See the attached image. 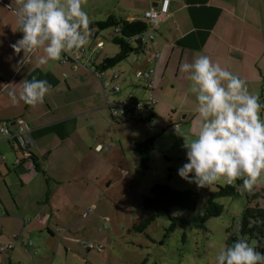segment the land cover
<instances>
[{
    "label": "crops",
    "instance_id": "crops-1",
    "mask_svg": "<svg viewBox=\"0 0 264 264\" xmlns=\"http://www.w3.org/2000/svg\"><path fill=\"white\" fill-rule=\"evenodd\" d=\"M161 2L108 0L100 2L97 11L103 15L100 21L115 16L145 22V13ZM16 7L15 0L0 3V124L9 122L16 133V120L24 119L31 127L33 146L25 153L14 139L0 134V246L18 242L13 249L0 252V264H7L3 254L8 251L14 254L8 264H48L45 253L53 254L57 234L53 231L50 238L45 234L34 238L37 229L50 232L51 225L63 223L70 211L97 210L96 196L108 193L118 183L108 171L126 162L123 147L127 138L134 142L151 136L156 140L166 134L173 136L175 146L184 141L180 135L194 138L193 130L199 123L194 110L197 102L190 81L180 72L182 63L207 55L242 77L249 91L264 104V0H170L171 15L160 24L157 36L160 59L153 92L157 102L151 114L155 123L131 121L124 128L120 124L125 122L113 118L106 107L101 81L87 68L90 59L97 70L112 57L103 52L105 44L103 49L97 48L100 40L89 38L85 47H96L79 68L64 63L62 54L60 60L46 65L37 66L33 59L15 70L23 55L17 56L10 47L22 36L12 29L16 28ZM98 51L101 53L96 55ZM39 55H43L42 49L34 54ZM137 65V70L150 67L147 62ZM32 77L52 85L44 101L34 106L23 102L12 105L8 84ZM125 78V88L132 87L128 69ZM126 93L124 90L122 94ZM132 123L146 124L149 129ZM174 123L180 124V134L169 130ZM106 163L107 172L103 170ZM68 230L72 236H66L64 229L58 231L62 233L59 239L67 243L65 254L70 250L68 243L82 237L72 226Z\"/></svg>",
    "mask_w": 264,
    "mask_h": 264
},
{
    "label": "clouds",
    "instance_id": "clouds-1",
    "mask_svg": "<svg viewBox=\"0 0 264 264\" xmlns=\"http://www.w3.org/2000/svg\"><path fill=\"white\" fill-rule=\"evenodd\" d=\"M15 2L16 28L12 29L22 36L10 47L17 56L23 53L16 71L33 59L37 66H43L87 45L90 19L83 7L85 0ZM40 49L43 55L34 56ZM180 72L186 74L190 91L195 94L194 110L199 123L193 130L194 138L180 135L184 138L186 162L178 169V175L198 188H211L224 181L238 191H251L264 182V116L261 115L264 104L249 91L242 77L207 55L194 56L191 62L182 63ZM8 85L7 95L12 105L42 103L52 88L47 80L36 77ZM215 261L216 264H264V252L246 238L238 237L231 245L218 247Z\"/></svg>",
    "mask_w": 264,
    "mask_h": 264
},
{
    "label": "rangeland",
    "instance_id": "rangeland-1",
    "mask_svg": "<svg viewBox=\"0 0 264 264\" xmlns=\"http://www.w3.org/2000/svg\"><path fill=\"white\" fill-rule=\"evenodd\" d=\"M102 1L108 0H85L83 7L91 23L103 19V15L97 11ZM110 33L111 29L102 33L105 37L102 40L105 44L103 52L113 56L119 52V48L109 39ZM86 46H89V43ZM95 47L96 44L90 51ZM97 53L101 52H96V55ZM133 61L134 57L131 56L123 61L119 68L128 69L132 77L131 82L136 84L139 82L135 76L139 66ZM133 88H125L123 83V92L125 90L126 95L133 91ZM130 124L122 123L120 127H128ZM137 126L149 129L148 125L143 123H138ZM151 131L156 133L154 129ZM180 131L176 134H180ZM161 138L155 140L147 170L140 168L135 148L137 142L145 140L137 139L133 142L130 138L126 139L123 147L126 162H116V166L108 171L109 176L114 181L118 180V183L108 193L96 196L98 208L93 215L82 219L84 212L70 211L67 212L63 223L51 225L50 232L47 229H37L38 233L34 234V238H40L42 234L50 238L53 231L57 234L53 235L56 240L53 243V254L45 253L50 260L48 264H216L218 247L226 246L229 232L239 229L245 210L250 205L247 191H238L234 196H215L219 187L226 188L228 184L220 181L211 188H198L194 183L185 181L178 175V169L186 162V150L182 148L184 141L175 146L173 136L164 134ZM108 163L103 167L105 172L109 169ZM155 183L169 185L181 191H197L199 200L196 209L187 211L173 208L169 216L156 217L154 211L147 210L144 206V199L149 196ZM235 183L238 184V181ZM256 192L264 197V182L259 183ZM210 199L224 207L223 213L219 217L209 219L204 227H199V219L208 209ZM256 202L264 208V199ZM256 202L251 206H255ZM64 214L65 212L60 215ZM170 216L181 219L186 227L177 226L175 230L169 231L172 225ZM104 218H108L109 222L105 223ZM71 226L74 232L80 233L82 237L76 235V241L68 243L70 250L65 254L67 243L63 244L59 239L62 233L58 231L59 228L64 229L66 236H72L73 232L68 230ZM9 243L16 246L18 242L12 240ZM90 244L94 249L88 250L87 246ZM8 252L3 254L7 264L8 259L14 255L13 252Z\"/></svg>",
    "mask_w": 264,
    "mask_h": 264
},
{
    "label": "built area",
    "instance_id": "built-area-1",
    "mask_svg": "<svg viewBox=\"0 0 264 264\" xmlns=\"http://www.w3.org/2000/svg\"><path fill=\"white\" fill-rule=\"evenodd\" d=\"M0 3H4V0H0ZM169 7L170 0H162L157 6L151 7L145 13V22L150 25L149 29L128 40V43L132 47V56L134 57L133 63L147 62L150 64L149 68L141 69L136 72L135 76L139 82L133 84L134 91L129 92L127 95L122 94L123 83L126 81V69H120L119 65L109 70H96L91 66V61L93 59H90L91 61L87 68L101 81L107 100L106 107L110 110L113 118L125 123L145 120L150 125L153 124L152 121L149 120V117L157 102L153 93L156 65L160 59L157 36L160 24L167 20L171 15ZM118 31V28L115 29V32ZM89 38L100 40L97 48H104V43L102 42L104 38L101 35H98L96 31L90 32ZM89 57L90 50L84 47L78 52H74L72 55L64 54L63 62L72 63L75 68H79L84 66L82 60L86 58L89 59ZM262 114L264 115V110H262ZM16 126L17 132L14 133L11 127L8 126V122H1L0 134L6 138L16 139L21 150L28 153L33 146L31 127L29 123L22 118L16 120ZM180 127L179 123H174L170 129L177 132L180 130ZM93 213L94 209H89L88 212L84 213L83 217L87 218ZM104 222L108 223L109 219L104 218ZM13 247V243L2 245L0 246V252L11 250ZM87 247L89 249H94V246L91 244Z\"/></svg>",
    "mask_w": 264,
    "mask_h": 264
},
{
    "label": "trees",
    "instance_id": "trees-1",
    "mask_svg": "<svg viewBox=\"0 0 264 264\" xmlns=\"http://www.w3.org/2000/svg\"><path fill=\"white\" fill-rule=\"evenodd\" d=\"M150 25L146 22L135 21L129 22L124 19H119L115 16H109L104 21H99L89 24L90 32L96 31L98 35L105 38L102 33L107 30H112L110 33L111 42L119 48V52L112 56L107 57L101 70L113 69L123 61L132 56V47L128 40L137 34L143 33L149 29ZM119 29L115 32V29ZM152 114V112H151ZM150 114L149 120L152 121ZM139 122H145L140 120ZM8 126L10 123L8 122ZM11 127V126H10ZM16 141V139H15ZM18 144V142L16 141ZM155 138L149 137L144 142L135 144L136 151L139 156L140 168L149 169V161L151 153L154 149ZM21 149V148H20ZM24 151V150H22ZM25 152V151H24ZM27 153V152H25ZM170 179V178H169ZM241 181H238L240 183ZM259 183L253 187L251 191H247V197L250 205L246 208L242 223L237 231L229 232V237L226 246L231 245L238 237H244L250 244L256 247L260 252H264V208L256 202L259 199H264L263 195L256 192ZM218 193L215 196H234L238 194V190L234 185H227L226 188H218ZM198 192L192 190H178L169 185L155 183L150 189L149 196L144 199V206L147 210L154 211L156 217L169 216L173 208H179L187 211H193L198 205ZM256 202L255 206H251ZM208 209L199 219V227H204V224L211 218L219 217L222 215L224 207L214 202L213 199L209 201ZM172 225L169 231L175 230L177 226L186 227V224L179 218L171 217Z\"/></svg>",
    "mask_w": 264,
    "mask_h": 264
}]
</instances>
